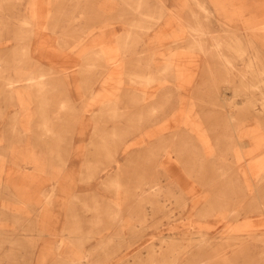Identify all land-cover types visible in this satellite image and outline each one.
Segmentation results:
<instances>
[{"label":"rangeland","instance_id":"obj_1","mask_svg":"<svg viewBox=\"0 0 264 264\" xmlns=\"http://www.w3.org/2000/svg\"><path fill=\"white\" fill-rule=\"evenodd\" d=\"M135 1L0 0V72L34 85L11 100L0 78V264H264V116L241 92L264 69V0ZM199 22L231 72L188 50Z\"/></svg>","mask_w":264,"mask_h":264},{"label":"bare ground","instance_id":"obj_2","mask_svg":"<svg viewBox=\"0 0 264 264\" xmlns=\"http://www.w3.org/2000/svg\"><path fill=\"white\" fill-rule=\"evenodd\" d=\"M180 3V2H179ZM178 3V4H179ZM136 6V7H135ZM133 8H134V11H136L137 13H141V14H143V10H142V2L140 1V0H136L135 1V4L133 5ZM151 13V12H150ZM34 15H36V14H34ZM35 18V17H34ZM23 24H29V22L28 21H22V25ZM38 25V24H37ZM22 27V26H21ZM191 29H194L195 30V32H197V30H198V32L195 34V36L194 37H191V39L188 41V46H189V48H188V50H191V51H194V50H198L199 52H204V53H207V52H212L213 51V49H212V51L209 49V47L210 46H208L207 44H206V41H207V39H206V36L207 35H205V33H203L202 31H199L201 28H202V24H200V22L198 23V24H195L194 26L193 25H190L189 26ZM146 28H148V27H146ZM18 31H20V28L18 27V28H16ZM165 30V29H164ZM229 38H232V40L230 41L229 39V41H230V43L231 42H233V41H238V36H233V37H229ZM96 39L99 41V38H94L93 39V41L94 42H96ZM101 39H102V42L103 43H105V42H107V40H108V38L105 36V35H103V37H101ZM215 37H213V43L211 44V45H213V44H215L216 42H215ZM97 41V42H98ZM38 42V41H37ZM91 42H92V40H91ZM96 42V43H97ZM247 42H249L248 41V39H247ZM93 43V42H92ZM18 45H21V43H17ZM90 44V43H89ZM98 44H99V42H98ZM97 44V45H98ZM91 45V44H90ZM217 45H219V44H217ZM94 46H96V44L94 45ZM93 46V47H94ZM88 47H89V45H88ZM84 48V47H83ZM54 49H55V47H54ZM88 49V48H87ZM9 51H11L12 52V49H10ZM20 51H24V50H21V49H17L16 50V52H17V54L19 53V54H21V52ZM54 51V50H53ZM86 52V51H85ZM89 53H90V51H89ZM180 53V52H179ZM182 53V52H181ZM185 53V52H184ZM212 53H214L215 55H216V57L217 58H219L222 62H223V65H224V67H225V69H227V71H232L233 70V68H235V63H234V61L232 60V58L231 57H229V55L226 53V52H224L223 50H219L218 48H217V50H215L214 52H212ZM86 54V53H85ZM71 55V54H70ZM80 55V54H79ZM82 55V54H81ZM187 55V54H186ZM33 56V55H32ZM37 56H39V54L37 55ZM73 56H74V54H73ZM78 56V55H77ZM86 56V55H85ZM84 56V57H85ZM184 56H185V54H184ZM190 56V55H189ZM32 58V57H31ZM40 58H41V56H40ZM79 58H80V56H79ZM191 58V57H190ZM33 59V58H32ZM43 59V58H42ZM45 59V58H44ZM71 59H73V58H71ZM245 59V58H244ZM198 60V59H197ZM196 60V61H197ZM261 60H262V57H261ZM55 61V60H54ZM73 61H74V59H73ZM188 61V60H187ZM194 60L193 59H190L189 61H188V64H191L192 62H193ZM249 61V60H248ZM13 64H18V66H20L21 64H22V59L21 58H17L16 60H13ZM247 64V61H246V59H245V63H244V65H246ZM74 65H76V64H74ZM194 66V65H193ZM59 67V66H58ZM186 67V68H185ZM183 69V74H185V75H188V74H190V73H188L187 72V70H188V65H186ZM191 67V66H190ZM197 67V66H196ZM4 68V67H3ZM3 68H1L2 70V72H4L5 70H3ZM68 68V67H67ZM70 68H72V67H70ZM69 69V68H68ZM67 69V70H68ZM179 69V68H178ZM178 69H177V74H176V72H175V74L178 76H182V72L180 73V74H178L179 72H178ZM66 70V69H65ZM190 70V69H189ZM57 71V70H56ZM69 71V70H68ZM179 71H180V69H179ZM2 72H0V78L2 79V87L1 88H3L2 89V91H4L5 93H8L9 95H12L13 93H15V92H18V93H15L16 94V97H13L11 100H16V99H18V98H20V96L21 95H23V91L21 90L20 91V88H19V83H21V81L23 80V79H26V81H28L27 83H26V86L25 85H23L25 88L27 87L28 89H30L28 92V96H29V94L31 93V92H33L34 91V85H33V82H31V79H28V76L25 74V73H23V72H19L18 74H17V72L16 71H9V70H6L5 71V74H3ZM60 73V72H59ZM64 73V72H63ZM242 72H241V70H240V72H239V75L241 74ZM261 73H264V69H263V72H261ZM261 73L259 74V79L258 80H256L254 83H251V84H244V89L241 91V92H243V93H249V94H253V95H255V96H257V97H253V98H247V103H246V107L249 109V110H251L250 112L252 113V115L254 116L253 118L254 119H256V123H257V121L259 120L258 118H260L262 115L264 116V76L263 75H261ZM71 74V73H70ZM75 74V73H74ZM66 75V74H65ZM61 76H63V75H61ZM186 77V76H185ZM9 81H11L9 84H8V82ZM14 82V83H13ZM109 82L110 81H108V83H106V86H105V83H103V90H104V92H106V93H110V94H113L112 92L114 91L113 90V88H112V90L109 88ZM34 83H39V84H41V85H45V82L42 80V79H36V78H34ZM185 85V84H184ZM187 85V84H186ZM105 86V87H104ZM188 86V85H187ZM183 87H178V89H179V91L182 89ZM249 88H251V90H249ZM31 91V92H30ZM11 92V93H10ZM225 93V92H224ZM107 95V94H106ZM16 115V114H15ZM227 118L230 120V121H233V119H234V114H233V111H228V114H227ZM50 125V124H49ZM51 126V125H50ZM49 126V127H50ZM251 126V125H250ZM48 129V128H47ZM133 146V145H132ZM130 147L131 146H128V147H126L124 150H123V152H122V155L124 156V155H126L129 151H130ZM169 158V157H168ZM159 164V163H158ZM261 165H263V162H253L252 164H251V166H250V169H252L253 171H255L257 168H259V166H261ZM107 168V167H106ZM109 170H110V172H111V170H112V168L110 167L109 168ZM259 170V169H258ZM118 171V170H117ZM257 171V170H256ZM110 172H107L106 171V176L109 178V177H111L110 175H112V173H110ZM221 174H223V168L221 169ZM11 178H10V182L7 184V186H6V188L10 191V192H12V194H14V192L13 191H11L12 190V188H13V186H15V178H13L12 176H10ZM9 178V177H8ZM72 178V177H71ZM71 180V179H70ZM69 180V181H70ZM53 182H52V186H51V190H50V194L49 195H46V198H47V203L48 204H52V205H56V204H58L60 201H57V200H59L60 199V196L62 197V199H63V196H65L66 194H67V191H68V187H67V185H65L64 184V182H63V180H59V179H53L52 180ZM72 181V180H71ZM4 183V182H3ZM38 183V182H37ZM36 183V184H37ZM22 184V185H21ZM21 189H27L28 187H30L29 186V184L27 183V182H25L24 181V178L22 179V182H21ZM19 185V186H20ZM39 187V186H38ZM37 187V188H38ZM70 188V187H69ZM146 189H144V191H145ZM58 192V193H57ZM146 192H147V190H146ZM71 193H72V191H71ZM159 193H160V188H159ZM63 195V196H62ZM68 195V194H67ZM72 195V194H71ZM189 195V194H188ZM74 194H73V198H74ZM53 197H55L56 199L55 200H53ZM70 198V197H69ZM66 200V199H65ZM58 202V203H57ZM65 203H66V201H65ZM12 205V204H11ZM0 208H1V211L3 210V209H10V208H8V205H7V203H3L2 204V201L0 202ZM158 206V205H157ZM165 207V206H164ZM12 210V209H11ZM146 210V209H145ZM12 212H14L13 210H12ZM235 212V211H234ZM237 213H238V211H237ZM236 213V214H237ZM13 214V213H12ZM240 214V213H239ZM237 216V215H236ZM252 228H254V227H252ZM241 228H238V230H240ZM191 233V232H190ZM191 235V234H190ZM185 236H187L186 234H185ZM252 236V233L251 234H249V236L248 237H251ZM171 237V236H170ZM174 237H176L175 235H174ZM177 237H178V235H177ZM188 237V236H187ZM221 237V236H220ZM223 237V236H222ZM241 237H244V235H237L236 237H234V236H231V238H233V239H238V240H240L239 238H241ZM189 238V237H188ZM187 238V239H188ZM212 238V237H211ZM172 239V238H171ZM185 239V238H184ZM190 239V238H189ZM209 239H210V237H208V236H206L205 234H202V233H200L199 234V236H198V238H196L195 240L197 241V243L198 244H201V246H202V244H206V243H208V241H209ZM215 239V238H214ZM230 239V238H229ZM173 240V239H172ZM189 241V240H188ZM193 241V239L191 240V242ZM65 247V246H64ZM66 248V247H65ZM191 249V248H190ZM61 250V249H60ZM201 250V249H200ZM59 252V251H58ZM190 253L192 252V251H189ZM50 253H52V251H50ZM65 254V253H64ZM64 254H63V256H64ZM65 256H67V255H65ZM64 256V257H65ZM71 256V255H70ZM173 256H174V254H173ZM43 259V258H42ZM71 259H72V257H71ZM76 259V258H75ZM45 260V259H44ZM200 260V259H199ZM198 264H202V262H200V263H198Z\"/></svg>","mask_w":264,"mask_h":264}]
</instances>
